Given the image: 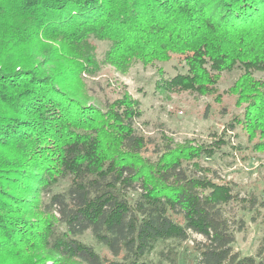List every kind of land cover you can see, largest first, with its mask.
<instances>
[{"label": "trees", "instance_id": "trees-1", "mask_svg": "<svg viewBox=\"0 0 264 264\" xmlns=\"http://www.w3.org/2000/svg\"><path fill=\"white\" fill-rule=\"evenodd\" d=\"M93 40L124 73L179 58L185 73L160 86L171 93L218 102L221 74L238 70L227 93L243 116L228 131L264 151V0H0V264H179L180 248L195 264H264V234L252 256L233 248L235 185L199 162L226 130L209 144L154 140L127 92L90 102Z\"/></svg>", "mask_w": 264, "mask_h": 264}, {"label": "rangeland", "instance_id": "rangeland-1", "mask_svg": "<svg viewBox=\"0 0 264 264\" xmlns=\"http://www.w3.org/2000/svg\"><path fill=\"white\" fill-rule=\"evenodd\" d=\"M93 44L100 69L91 76L84 75L91 96L90 102L102 105L118 98L122 92H127L139 103V128L154 140L164 139L165 136L176 144L184 141H192L194 145L209 144L221 139L220 136L226 130L225 139L228 144L211 157L200 158L199 162L207 170L216 172L220 179L216 180L217 183L222 181L235 185L234 192L237 193L239 203L230 205L229 217L242 220L244 229L235 233L233 248L243 256L254 255L259 239L264 234V210L245 209L246 203L242 200L247 201L252 196L258 200L264 198V151L254 149V142H249L239 127L232 132L228 131V124L233 117L243 116V107L237 106L235 96L227 93L239 76V71L221 74L217 87L221 98L216 102L210 96H197L188 92L171 93L161 88L162 80L186 71V65L175 56L167 62L150 65L134 62L124 73L103 63L109 48L108 42L93 40ZM254 76L258 79L263 78L264 74L256 72ZM207 175L210 178L209 173ZM67 185V181H61L53 191L61 192ZM192 238L204 240L199 235H192ZM81 240L93 246L100 255L108 257L106 250L94 241L89 232ZM187 245L190 246L191 242ZM179 250V264H195L189 248Z\"/></svg>", "mask_w": 264, "mask_h": 264}]
</instances>
